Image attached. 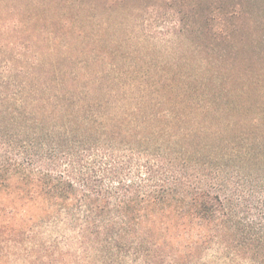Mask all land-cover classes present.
I'll use <instances>...</instances> for the list:
<instances>
[{
    "label": "trees",
    "instance_id": "obj_1",
    "mask_svg": "<svg viewBox=\"0 0 264 264\" xmlns=\"http://www.w3.org/2000/svg\"><path fill=\"white\" fill-rule=\"evenodd\" d=\"M124 1L5 2L0 264H193L214 244L264 264V52L239 59L245 13L182 15L158 56ZM45 222L72 235L29 245Z\"/></svg>",
    "mask_w": 264,
    "mask_h": 264
},
{
    "label": "rangeland",
    "instance_id": "obj_2",
    "mask_svg": "<svg viewBox=\"0 0 264 264\" xmlns=\"http://www.w3.org/2000/svg\"><path fill=\"white\" fill-rule=\"evenodd\" d=\"M7 1L9 0H0V14L11 8V4L5 6ZM123 4L134 10L132 18L134 30L143 38L144 44L156 47L155 55L165 54L166 42L161 38H164L166 33L173 30V24H171L173 20L182 18L183 15L187 23L197 26L208 15H216L219 10L230 9L234 6L241 7L245 13V17L236 22L238 25L243 26L242 32H246L245 40H247V42L245 41L246 51L239 58L240 61L245 59L244 57L252 56L254 52L257 55L264 52V0H126ZM217 25H215V28ZM237 40H242L239 33L237 34ZM215 41L210 38L207 40L211 46L216 44ZM46 42L47 40L44 39L40 42L39 39L38 46L45 50L44 53L48 50L47 47L45 48ZM240 42L242 43V41ZM36 231V235L28 242L29 245L55 238L62 239L64 236L72 235V231L66 228V224L63 222H45L38 226ZM201 257L199 261L193 264H229V261L222 256L221 246L218 244H214L205 250ZM242 261L243 264H251L250 261ZM33 263L27 260L25 252L16 253L11 251L5 264ZM137 264H141V261Z\"/></svg>",
    "mask_w": 264,
    "mask_h": 264
}]
</instances>
